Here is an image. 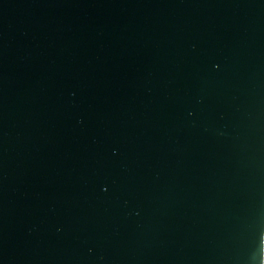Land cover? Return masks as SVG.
Instances as JSON below:
<instances>
[{"label": "water", "instance_id": "95a60500", "mask_svg": "<svg viewBox=\"0 0 264 264\" xmlns=\"http://www.w3.org/2000/svg\"><path fill=\"white\" fill-rule=\"evenodd\" d=\"M0 264H264V0H0Z\"/></svg>", "mask_w": 264, "mask_h": 264}]
</instances>
